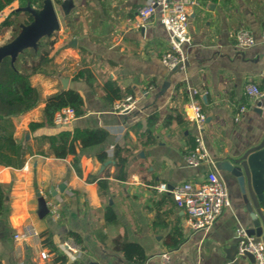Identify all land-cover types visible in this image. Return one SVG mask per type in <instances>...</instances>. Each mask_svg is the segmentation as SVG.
Returning <instances> with one entry per match:
<instances>
[{
    "label": "crops",
    "instance_id": "crops-1",
    "mask_svg": "<svg viewBox=\"0 0 264 264\" xmlns=\"http://www.w3.org/2000/svg\"><path fill=\"white\" fill-rule=\"evenodd\" d=\"M51 1L58 16L49 34L52 62L31 77L41 102L13 120L11 128L14 142L24 150V162L0 165V264H254L244 256L230 260L223 247L235 237L237 226L251 227L257 217L264 239V208L248 181L242 190L223 165L264 144V60L259 56L264 51V0H196L188 8L186 63L175 68L160 60L168 49V32L159 14L144 28L133 21L145 0H69L64 11L59 8L64 0ZM240 28L250 32L253 45H236ZM25 66L32 68L30 63ZM80 69H86L85 75L76 77ZM247 83L257 84L262 95L246 99ZM69 87L83 98V113L67 126L31 129L29 123L42 118L46 97ZM193 88L206 115L204 147L229 199L206 230L192 229L171 194L151 187L158 181L201 180L210 169L208 161L188 165L183 158L198 132L185 113ZM127 95L133 105L114 109V101ZM241 103L247 104L243 112L238 111ZM6 124L0 118V129ZM97 126L108 132L106 139L85 148L75 144L76 163L72 153L56 157L43 139L65 127ZM117 143L134 148L125 180L105 175L106 169L114 170ZM98 150L107 153L103 162L95 155ZM104 177L109 185L99 189L97 179ZM38 193L47 201L58 200L57 218L50 212L38 214ZM106 206L112 208V220H106ZM25 224L39 232L41 244H29L20 256L12 236ZM67 236L78 238L80 250L74 257L60 251L59 243ZM42 248L49 252L46 259L38 256ZM164 251L167 261L160 256Z\"/></svg>",
    "mask_w": 264,
    "mask_h": 264
},
{
    "label": "built area",
    "instance_id": "built-area-1",
    "mask_svg": "<svg viewBox=\"0 0 264 264\" xmlns=\"http://www.w3.org/2000/svg\"><path fill=\"white\" fill-rule=\"evenodd\" d=\"M196 0H145L140 4L133 15L136 26L144 28L158 13L160 21L168 32V49L160 55L161 62L168 68L184 66L186 55L183 44L189 41L187 30L188 8L195 5ZM2 13L0 12V15ZM235 43L239 47H248L255 43V39L247 29L240 28L235 32ZM264 41V31L262 32ZM197 90L191 89V98L186 103L185 113L197 127V134L194 136V145L189 147L184 153L183 158L188 165H199L203 161L210 163V169L201 180L184 181L176 184H169L158 181L151 185L157 191L168 192L171 194L176 205L185 212V222L194 230L208 229L221 212L229 206L227 188L224 180L214 167L210 156L204 147L202 131L205 127L206 115L202 110L201 104L194 98ZM246 99L254 100L262 95V91L255 83L245 85ZM134 103L131 95L116 100L113 103L114 109L124 111L129 109ZM247 109L246 103L238 106V111L243 112ZM77 114L73 106L65 105L57 110L53 115V123L59 126H67L73 122ZM239 115H235L237 120ZM48 212L54 218L59 216L58 200H45ZM14 250L17 255L22 256L25 247L29 244H41L39 232L31 225L25 224L13 233ZM235 237L239 238L237 249L238 253L250 252L254 257V264H264V241H254L248 235L246 228L237 226ZM60 251L70 257H74L80 250V245L73 236H67L59 243ZM38 256L46 259L49 256L48 250L42 248L38 251ZM163 261L169 260V253H161Z\"/></svg>",
    "mask_w": 264,
    "mask_h": 264
},
{
    "label": "trees",
    "instance_id": "trees-1",
    "mask_svg": "<svg viewBox=\"0 0 264 264\" xmlns=\"http://www.w3.org/2000/svg\"><path fill=\"white\" fill-rule=\"evenodd\" d=\"M44 0H0V12H9L16 6H24L30 4L41 7ZM59 2L60 0H54ZM32 20V15L27 11H17L10 15L5 14L0 21V33L4 42L10 41L20 31L19 23L28 24ZM53 39L50 35H44L35 47H26L20 51L14 59L10 55H5L0 61V118H6V127L0 129V165L5 166H21L24 162V150L16 144L12 138L11 128L13 120L30 109L38 106L41 102V94L39 89L32 84L31 77L36 70L43 72L47 70L51 64L52 58L49 56V50L52 47ZM26 63H30L32 68H27ZM38 64L41 66L38 67ZM86 69H80L75 75L76 77L84 76ZM113 89L112 85H107ZM71 105L77 115L83 113V98L80 93L69 87L64 90H58L51 93L44 100L41 108L42 118L38 122L29 123V127L35 128L44 124H53V115L61 107ZM140 126V125H138ZM137 136V141L140 135ZM108 135V132L102 127H74L72 129L65 127L55 134L44 136L43 139L48 141L49 147L53 150L56 157H64L68 153L74 155L76 163L77 154L75 152V144L80 148H85L102 143ZM149 141L146 140L145 144ZM134 148L127 144H115L112 154L114 170L112 172L106 169L105 175L112 176L119 180H125L128 176L126 164L132 155ZM96 157L100 162L107 158L104 150H98ZM99 189L107 187L109 180L107 177L97 179ZM2 201V193L0 192V205ZM259 205L264 208V190L263 198L259 201ZM106 220H112V208L105 207ZM76 241L78 238L73 236ZM48 243V237L43 239ZM142 256L139 257L142 260Z\"/></svg>",
    "mask_w": 264,
    "mask_h": 264
},
{
    "label": "water",
    "instance_id": "water-1",
    "mask_svg": "<svg viewBox=\"0 0 264 264\" xmlns=\"http://www.w3.org/2000/svg\"><path fill=\"white\" fill-rule=\"evenodd\" d=\"M69 0H64L59 4L61 11L65 10ZM17 11H27L32 15V20L28 24L20 23L22 28L18 34L10 41L5 42V45L0 49V61L3 56L10 55L12 59L22 50L24 46L35 47L39 37L49 35L51 30L57 26L58 16L55 13L51 0H44L41 7L26 4L24 6H16L12 8L7 15ZM21 27V26H20ZM36 36H38L36 38ZM260 58L264 60V51L260 53ZM260 102H257V106ZM259 110V109H258ZM223 168L230 171L237 179L240 187L244 190V184L248 181L255 199L259 202L263 198L264 190V144L260 143L257 146L248 149L242 156L237 158L234 163L224 162ZM38 195V214L45 215L48 212L45 199L40 193ZM261 217H264V209L261 211ZM261 218H254L252 226L246 228L248 235L253 237L254 241L262 240ZM239 238L234 237L228 242L227 246L223 247L225 255L230 260L237 262V256H244L250 262H254L253 254L250 252L238 253L237 244Z\"/></svg>",
    "mask_w": 264,
    "mask_h": 264
},
{
    "label": "rangeland",
    "instance_id": "rangeland-1",
    "mask_svg": "<svg viewBox=\"0 0 264 264\" xmlns=\"http://www.w3.org/2000/svg\"><path fill=\"white\" fill-rule=\"evenodd\" d=\"M2 14L0 15V21L3 19V17L5 16V14H7V12H1ZM22 24V23H21ZM21 27L20 28H22V25H20ZM42 36H44V35H42ZM42 36H40L39 37V39L42 37ZM5 45V42L2 40V34L0 33V49L3 47ZM26 47H31V46H24V47H22L21 49L23 50L24 48H26ZM21 50V51H22Z\"/></svg>",
    "mask_w": 264,
    "mask_h": 264
},
{
    "label": "bare ground",
    "instance_id": "bare-ground-1",
    "mask_svg": "<svg viewBox=\"0 0 264 264\" xmlns=\"http://www.w3.org/2000/svg\"><path fill=\"white\" fill-rule=\"evenodd\" d=\"M38 36H36V38H37Z\"/></svg>",
    "mask_w": 264,
    "mask_h": 264
}]
</instances>
